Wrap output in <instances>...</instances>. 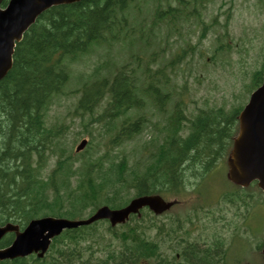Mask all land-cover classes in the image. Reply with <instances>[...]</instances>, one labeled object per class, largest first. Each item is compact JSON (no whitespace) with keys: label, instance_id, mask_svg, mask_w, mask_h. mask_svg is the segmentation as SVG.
<instances>
[{"label":"trees","instance_id":"obj_1","mask_svg":"<svg viewBox=\"0 0 264 264\" xmlns=\"http://www.w3.org/2000/svg\"><path fill=\"white\" fill-rule=\"evenodd\" d=\"M131 1L134 0H86L52 8L17 45L13 69L0 83L1 225L13 222L25 227L32 219L46 215L78 219L102 205L121 208L129 201L131 190L137 197L178 195V184L187 179V174L202 180L227 158L238 131L240 109L232 114L223 110L201 112L188 119L178 102L177 113L163 127L166 130L163 141L153 140L147 144L149 154L144 164L136 163L131 167L127 156L110 159L115 147L126 145L143 130L145 120L140 112L147 104L146 99L158 106L160 112L164 110L161 105L173 100L171 78L165 72L169 67L174 72L186 59L187 50L178 54L168 68H152L159 56L155 52L147 65L139 63L137 68L131 69L129 65L117 66L114 70L107 67L106 71L101 67L87 75L72 115L80 118L81 124L98 126L106 132L109 138L106 152L98 155L99 150L94 148L95 137L91 136L90 147L83 154L74 155L72 149L63 147V126L47 125V115L56 97L64 94L71 78L67 60L76 63L95 46L119 40L116 33L126 21L119 15ZM196 11L188 14L171 8L169 12L158 11L160 21L155 26L158 27L157 23H162L167 14L173 18L171 23L176 24L178 16L185 21L199 16ZM254 79L258 86L262 73L257 72ZM184 130L189 132L186 136L181 134ZM53 158H56L54 170L44 175ZM147 215L141 220L133 218L134 225L123 228L122 233L120 229L107 227L114 232V237L125 243L123 251L110 254L109 260L114 264H141L142 259L161 256L160 246L146 238L145 225L151 223L147 221L151 216ZM102 224L65 232L56 239L53 248L57 250L49 260L30 258L33 260L0 264H75L69 258L74 256L79 264H87L80 259L82 250L78 248L81 242L87 241V232ZM174 234L167 233L170 238ZM8 244V239L1 243L2 246ZM187 248L189 252L182 255L184 263L203 264L205 252ZM158 263L165 264L162 259Z\"/></svg>","mask_w":264,"mask_h":264},{"label":"rangeland","instance_id":"obj_2","mask_svg":"<svg viewBox=\"0 0 264 264\" xmlns=\"http://www.w3.org/2000/svg\"><path fill=\"white\" fill-rule=\"evenodd\" d=\"M170 6L181 8L178 0H137L123 14L128 24L118 28L120 32L117 33H120L121 40L105 41L102 46L95 47V51L84 57V60L71 66L74 79H70L64 88L65 95L56 99L47 115L48 126H63V147L74 151L82 139L91 141V136H94V148L99 150L98 155L107 151L105 144L109 138L106 132L98 126L83 125L80 118L72 115L80 99V94H75L81 86L77 80L82 81L81 76L86 78L87 74L102 66L106 71L107 67L114 70L117 66L129 65L131 69L137 68L139 63L147 65L155 52L159 56L156 64L151 66L156 70L159 67L168 68L178 54L182 55L183 50L189 51L186 59L177 67L174 66V72H171L170 67L165 72L171 78L173 100L166 106L167 111L163 115L153 107V103L146 105L143 113L152 123H148L143 133L135 140L115 147L110 152V159L118 160L127 156L131 167L135 163L144 164V157L149 153L146 145L153 141L154 137L163 141L166 134L154 130L152 124L157 126L159 122L163 125L169 122L177 113L175 108L179 106L178 102L188 119L195 118L201 112L217 110L232 114L248 103L250 91L252 93L256 89H250L254 75L264 64V0H206L198 18L192 16L189 21L179 20L175 26L172 25L171 19H164L161 25L155 28L153 23L156 21V10L162 8L166 11ZM132 29L135 34H132ZM148 34L151 37L149 44L146 38ZM202 34L205 35L202 37ZM139 35L144 36V41L136 40ZM168 36L170 37L166 40ZM136 56H142L138 62H135ZM69 61L70 59L67 63ZM146 100L149 103V100ZM104 106L105 104L102 107ZM85 119L88 122L89 116L86 115ZM188 133V130L181 132L183 136ZM55 163L56 158L48 162L44 175L54 170ZM220 164L217 165L218 170L216 168L203 183L202 180L191 179L187 174L185 193L175 198H167L178 201L179 204L165 215L153 219L152 224L147 222L152 220L146 221V238L161 247V256L151 258V261L142 259L141 264H154L161 259L173 264L176 258L183 263L185 260L182 255L186 251L189 252L184 249L188 242L202 250L210 247V254L203 260V264H217L225 252L230 264L239 260L236 264L264 263V194H261L257 186L246 190V203L235 201L230 206L223 197L217 216L216 206H213L203 209L204 212L199 211L200 219L195 220V226L186 221L187 215H192L194 203L206 200L204 204L212 205L217 203L221 196L235 193V186L225 179L226 164H223V160ZM197 184L199 186H196ZM129 194L130 201L136 192L131 190ZM178 220L182 223H178ZM108 226L109 224L97 226L96 230L88 232L87 241L80 243L78 249L82 250V262L114 264L109 260L110 254L123 251L125 243L122 239L110 235ZM172 226L176 231L173 238H170L167 233ZM122 230L120 227L119 232ZM196 238L199 241H196ZM212 241L220 242V256L214 250L215 247H212ZM69 258L73 263L79 264L76 256Z\"/></svg>","mask_w":264,"mask_h":264},{"label":"water","instance_id":"obj_3","mask_svg":"<svg viewBox=\"0 0 264 264\" xmlns=\"http://www.w3.org/2000/svg\"><path fill=\"white\" fill-rule=\"evenodd\" d=\"M3 1L0 0V82L13 67L17 43L23 40L24 34L39 16L52 7L82 0H10L7 8L2 9ZM239 120L240 133L234 140V148L228 159V178L244 187L259 180V187L264 190V84L253 93ZM87 143V140H83L76 152L84 150ZM172 205L173 203L166 204L157 196H145L134 199L120 210L104 206L87 220L44 217L31 221L23 232L17 225L0 226V240L7 233L16 234L14 243L7 249L0 250V260L25 258L32 254L43 258L52 240L65 230L90 226L101 220H109L116 227L126 223L132 214H139L144 207H150L155 213L161 214Z\"/></svg>","mask_w":264,"mask_h":264}]
</instances>
